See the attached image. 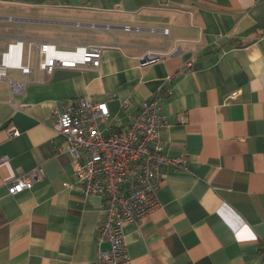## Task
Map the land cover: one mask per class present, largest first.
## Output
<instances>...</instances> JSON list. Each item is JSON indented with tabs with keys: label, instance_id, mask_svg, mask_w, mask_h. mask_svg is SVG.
Segmentation results:
<instances>
[{
	"label": "crops",
	"instance_id": "crops-1",
	"mask_svg": "<svg viewBox=\"0 0 264 264\" xmlns=\"http://www.w3.org/2000/svg\"><path fill=\"white\" fill-rule=\"evenodd\" d=\"M17 38L98 44L101 58L44 81L32 61L15 103L0 83V264H94L101 197L79 190L54 111L90 95L114 128L170 74L163 150L185 160L165 165L157 205L124 225L130 264H264V0H0V56ZM146 50L160 57L142 66ZM36 166L32 187L7 192Z\"/></svg>",
	"mask_w": 264,
	"mask_h": 264
},
{
	"label": "built area",
	"instance_id": "built-area-1",
	"mask_svg": "<svg viewBox=\"0 0 264 264\" xmlns=\"http://www.w3.org/2000/svg\"><path fill=\"white\" fill-rule=\"evenodd\" d=\"M166 29H164V32ZM159 53L146 50L138 56L144 66L155 62ZM101 58L98 44L77 43L69 48L58 46L54 40L10 41L0 56V83L14 93L27 83L35 60L46 80L57 67L85 65L96 68ZM190 61L181 69L189 70ZM17 69L25 78L13 80L8 71ZM158 91L139 103L128 120L114 128L103 127L109 116L105 101L90 95L68 100L55 109V131L60 138L59 150L71 156L73 174L83 194L101 197L102 220L97 227V255L94 264H130L126 249V223L138 225L156 205V193L165 179V165L182 166L184 158L168 156L163 150L162 130L168 124L162 113V99L172 93L171 80ZM123 108L127 106L123 103ZM13 124L6 128L8 136L18 135ZM43 175V168L36 166L6 181L7 192L18 193L29 189ZM66 184V183H64ZM106 244V245H105Z\"/></svg>",
	"mask_w": 264,
	"mask_h": 264
},
{
	"label": "trees",
	"instance_id": "trees-1",
	"mask_svg": "<svg viewBox=\"0 0 264 264\" xmlns=\"http://www.w3.org/2000/svg\"><path fill=\"white\" fill-rule=\"evenodd\" d=\"M258 250L260 251V253L264 259V243L259 244Z\"/></svg>",
	"mask_w": 264,
	"mask_h": 264
},
{
	"label": "rangeland",
	"instance_id": "rangeland-1",
	"mask_svg": "<svg viewBox=\"0 0 264 264\" xmlns=\"http://www.w3.org/2000/svg\"><path fill=\"white\" fill-rule=\"evenodd\" d=\"M10 74H11L12 77H16V76L14 75V72H12V73H10Z\"/></svg>",
	"mask_w": 264,
	"mask_h": 264
}]
</instances>
